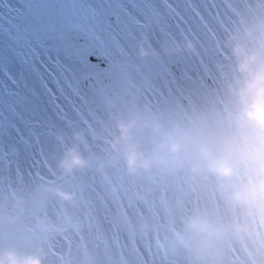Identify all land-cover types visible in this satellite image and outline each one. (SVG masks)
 <instances>
[{
  "label": "rangeland",
  "instance_id": "374dc122",
  "mask_svg": "<svg viewBox=\"0 0 264 264\" xmlns=\"http://www.w3.org/2000/svg\"><path fill=\"white\" fill-rule=\"evenodd\" d=\"M110 3L116 0H0V91L17 88L4 69L18 83L23 71L32 83L31 62L41 72V60L54 70L49 57L73 70L86 90V77L107 75L103 65L119 56L116 36L102 17L94 22L92 16ZM223 7L233 23L222 34V52L206 82L181 80L199 67L195 39L154 36L145 28L132 57L153 69L150 78H136L125 85L126 96L110 95L82 118L70 114L47 123L37 130L40 144L29 137L31 147L21 145L18 159L10 149L8 157L0 155L4 264L9 256L18 264L30 256L41 264H264V211L232 199L237 186L264 179V157L257 164L238 161L234 176L224 179L190 151L174 155L167 147L169 138L184 135L213 148L222 133L233 132L238 92L250 78L240 68L253 57L252 71L264 66V0H223ZM89 56L103 63L90 65ZM165 65L181 91L172 86L168 92ZM121 127L137 156L134 168ZM241 143L264 151V130H249ZM192 220L223 229L207 251L190 243Z\"/></svg>",
  "mask_w": 264,
  "mask_h": 264
},
{
  "label": "snow or ice",
  "instance_id": "6c2138e0",
  "mask_svg": "<svg viewBox=\"0 0 264 264\" xmlns=\"http://www.w3.org/2000/svg\"><path fill=\"white\" fill-rule=\"evenodd\" d=\"M101 17L103 24L116 36L119 56L103 65L108 73L104 77L91 75L85 78L86 82L91 81L87 83V90L81 86L73 70L66 68L59 58L55 61L48 58L54 70L39 61L43 72L32 61L31 69L36 75L32 83L25 78L23 71L18 83L6 69L3 70L17 88L12 91L5 86L0 91V155L8 157L10 149L18 159L21 145L26 149L31 147L29 137H33L37 145L40 144V132L37 130L43 129L47 123H61L70 114L82 118L85 109L91 112L93 106H100L108 96H126L125 85L136 78H150L153 69L137 64L132 57V50L145 28H150L154 36L157 32H167L170 36H190L197 41L200 51L196 57L199 67L193 69L196 75L185 73L181 77L186 83L195 85L197 81L203 83L209 78V65L222 52V34L233 23L223 7V0H116L102 12L93 10L94 22ZM29 63L25 59V64ZM101 63L95 56L88 58L90 65L99 66ZM164 67L171 77V83L166 85L168 92L172 93V86L181 91L183 86L178 83L175 74L170 67ZM160 94L163 95V92ZM6 139L10 142L8 148L5 147Z\"/></svg>",
  "mask_w": 264,
  "mask_h": 264
},
{
  "label": "clouds",
  "instance_id": "9594fccd",
  "mask_svg": "<svg viewBox=\"0 0 264 264\" xmlns=\"http://www.w3.org/2000/svg\"><path fill=\"white\" fill-rule=\"evenodd\" d=\"M256 62L253 57L245 61L240 71L247 73L249 79L246 80L238 92L241 111L239 114L238 127L231 133H222L215 147L210 148L202 142L181 135L179 139L169 138L168 150L172 154L190 151L199 161L202 167H206L210 172L224 178L231 179L235 174L236 163L240 160L248 164H257L264 157V151L259 145L250 146L242 144L241 140L245 133L251 129L264 130V66L258 71H252L250 65ZM124 142V151L132 153L128 156L130 168H134L137 162L135 150L128 146V129L121 127ZM117 143H120L118 141ZM74 164H81L78 158H74ZM147 161H145V165ZM234 202L246 208H256L264 211V179L252 183H245L235 188L232 194ZM190 233V243L200 251H207L213 242L219 238L223 229L206 221L192 220L187 225ZM247 233L246 228L238 229ZM10 264H18L14 256H9ZM0 264H4L0 259ZM23 264H41L39 256L27 257Z\"/></svg>",
  "mask_w": 264,
  "mask_h": 264
}]
</instances>
